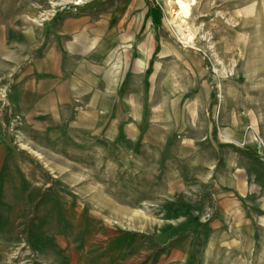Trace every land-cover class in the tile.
<instances>
[{"label":"rangeland","instance_id":"1","mask_svg":"<svg viewBox=\"0 0 264 264\" xmlns=\"http://www.w3.org/2000/svg\"><path fill=\"white\" fill-rule=\"evenodd\" d=\"M122 7L137 106L123 126L65 103L45 134L9 126L11 78L47 46L49 13L84 11L93 36ZM0 28V264H264L262 210L233 190L235 172L264 169V0H0ZM94 65L77 91L102 108Z\"/></svg>","mask_w":264,"mask_h":264},{"label":"crops","instance_id":"2","mask_svg":"<svg viewBox=\"0 0 264 264\" xmlns=\"http://www.w3.org/2000/svg\"><path fill=\"white\" fill-rule=\"evenodd\" d=\"M108 1L112 2L115 0ZM60 12L63 11L55 9L49 13V16H52L51 19L56 15L55 17L58 20L53 26L52 36L46 44L47 46L42 48V52H36L37 56L33 55L28 58L29 60L26 62L24 72L17 74V77L12 76L16 77L15 79H10L11 83L9 84L8 92L11 101L9 100V103L6 100V107L9 109V113L13 111L18 115L11 120V115L9 114L10 120H8V125H15L17 128L20 126L21 129L29 133L34 131V133L45 134V131L49 127L60 121L58 120L60 116L57 114L61 112L62 104L65 103V108L69 109L70 107V113H74L78 109L81 113L93 111L104 113L107 117V123L109 122L110 114L114 116L119 114L115 119L117 128L121 125L123 126V122L126 119L124 113L130 111L129 109H125L124 105L128 103L131 105L132 111L137 110V106L134 103L130 104L129 100L125 99V97H132L134 99V94L124 89L131 77V74L128 72L129 70H127L130 62L125 67L126 58L128 57L127 60L129 59L130 61L133 58V53L123 56L118 50L122 49L120 46L126 36L125 32L121 29L125 9L123 7L119 9L108 8L105 12L99 13L98 18H101V20L98 22L102 23L105 30L96 34L93 33V36L90 34L88 26L89 18L84 14V11H78L77 13L67 11L61 14ZM0 31H2V28H0ZM137 34L136 32H132L133 40L137 37ZM96 46L100 48V51H92ZM101 48L104 49L102 52ZM154 50L151 51L149 57L153 54ZM73 63L78 65V68L82 71L86 63H89L91 69L95 66L94 64L106 66V70L101 71L102 75L99 78L103 83L101 85L103 89L97 90L103 91L102 94L109 98L107 99L110 104L108 103L102 106V108L85 104L84 99L81 98L82 94L78 93L77 90L89 88V91H92V85L87 84L92 74L86 71L76 72ZM119 73H121V76H119ZM114 74H117V77ZM2 90L0 89V93H2ZM77 96H80L78 100ZM84 120L86 121L87 118ZM73 121H76L75 118ZM50 136H52L51 132H49ZM240 136L237 139H240ZM241 171L242 174L235 172L233 177H236V179H234L235 184L234 189H232L241 196L242 200L243 198L252 200L254 203H250L251 206L255 203L258 204V209L262 210L258 213V217L264 218V204L261 205L258 202L261 199L264 200V169H252L251 172L248 169ZM26 175V171L21 168L20 176L26 178ZM13 182L16 184V188H22L21 179L15 178ZM252 182L254 184H250ZM23 198L24 201L26 200V203L21 204L19 207L20 210H24L22 212L24 213L23 215L18 216L17 212L13 215V213L9 212V217L8 211L3 214V216L8 215L7 217L12 218V220L15 217L13 223H17L18 218H22V216L26 217L28 214L30 206L28 201L29 195L24 194ZM250 205L247 206V209H249ZM6 207L13 209L17 206L8 204ZM234 207L237 208L238 205L235 206L234 204ZM255 235H257V232Z\"/></svg>","mask_w":264,"mask_h":264},{"label":"bare ground","instance_id":"3","mask_svg":"<svg viewBox=\"0 0 264 264\" xmlns=\"http://www.w3.org/2000/svg\"><path fill=\"white\" fill-rule=\"evenodd\" d=\"M186 1H188V0H186ZM74 3H77V2L75 1ZM77 4H78V3H77ZM174 23H175V27H176V29L178 30V32H179L181 35H183V37H184L185 39H188V35H186V34L184 33V29H182V25H181L180 23H177L176 20L174 21Z\"/></svg>","mask_w":264,"mask_h":264},{"label":"built area","instance_id":"4","mask_svg":"<svg viewBox=\"0 0 264 264\" xmlns=\"http://www.w3.org/2000/svg\"><path fill=\"white\" fill-rule=\"evenodd\" d=\"M65 9H69V6H63V8H60V10H65ZM258 145L261 146L259 143Z\"/></svg>","mask_w":264,"mask_h":264},{"label":"trees","instance_id":"5","mask_svg":"<svg viewBox=\"0 0 264 264\" xmlns=\"http://www.w3.org/2000/svg\"><path fill=\"white\" fill-rule=\"evenodd\" d=\"M55 16H56V15H55ZM55 16H54V17H55Z\"/></svg>","mask_w":264,"mask_h":264}]
</instances>
